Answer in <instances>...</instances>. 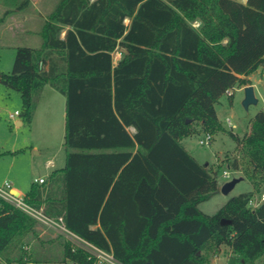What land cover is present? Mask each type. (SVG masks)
<instances>
[{"label": "trees", "instance_id": "obj_1", "mask_svg": "<svg viewBox=\"0 0 264 264\" xmlns=\"http://www.w3.org/2000/svg\"><path fill=\"white\" fill-rule=\"evenodd\" d=\"M40 34L0 81L28 121L45 85L64 94L66 155L25 201L121 264H207L222 245L239 264H264V201L249 205L264 182V110L244 134L230 131L253 189L212 214L199 204L219 190L220 164L184 143L214 135L220 97L264 64V0H59ZM41 223L0 195V264H26ZM59 237L64 261L97 264Z\"/></svg>", "mask_w": 264, "mask_h": 264}, {"label": "rangeland", "instance_id": "obj_2", "mask_svg": "<svg viewBox=\"0 0 264 264\" xmlns=\"http://www.w3.org/2000/svg\"><path fill=\"white\" fill-rule=\"evenodd\" d=\"M24 1L0 0V5L6 4L14 7L16 4L20 6ZM58 1L37 0L35 5L21 7L25 12L31 14L24 27L29 32H32L31 30L34 32L35 28L39 30L44 23L45 15L51 11H49V6L48 8L45 7L47 6L46 3L50 2V9L53 10ZM6 14L0 10V75L10 72L13 68L15 59L13 44L22 43L20 45H25L30 43L37 46L42 44L40 33L32 32L30 36H27L26 32L23 33L24 29L21 30L16 27L12 29V27L6 26L7 22L3 23L2 21ZM195 25H198V22ZM120 55L119 51L116 52L115 58H119ZM257 78H261V80L254 88L258 99L256 103H251L245 107L243 104L245 91L244 88L238 86L234 88L233 96L230 97L228 93H224L220 97L216 103V110L222 127L214 133L210 144L201 145L199 143L200 138H205L204 132L194 133L184 139L187 148L201 163L208 162L209 165L214 166L220 164L218 178L220 187L224 182L230 180V178L223 176L224 168L230 165L233 158H241L243 172L237 177L242 176L243 178L228 193H223L219 189L208 201L202 203V209L210 214L218 210L231 197L253 189L251 178L244 174L245 169L251 170L252 165L241 156L237 142L230 131L239 135L244 134L249 129L250 121L256 113L264 110V75L258 73L256 74ZM43 90V94L39 98L40 105L37 117L34 120V114L30 121L24 119L22 114L12 118L10 114L14 113L16 109L22 112L23 102L17 91L7 88L0 81V186L4 188H6L5 182L8 181L27 193L35 176H48L54 168L62 167L65 163V96L50 85H46ZM21 117L23 124L20 125L16 123V118ZM228 118L235 125L234 128L229 125ZM128 129L133 133L134 130L131 127ZM49 159L54 162L52 166L49 165ZM12 192L19 195L14 192V189ZM262 192H264V182L255 195H260ZM38 230L40 232L39 237L33 239L24 251L26 263L70 264L71 261L63 260V247L59 237V234L65 237L66 235L45 223H41ZM238 259V255L233 253L229 246L222 245L218 253L211 252L207 264H239ZM111 260L108 255L103 254L100 257V264H111ZM1 264L6 263L1 262Z\"/></svg>", "mask_w": 264, "mask_h": 264}, {"label": "built area", "instance_id": "obj_3", "mask_svg": "<svg viewBox=\"0 0 264 264\" xmlns=\"http://www.w3.org/2000/svg\"><path fill=\"white\" fill-rule=\"evenodd\" d=\"M233 91V89L229 90L228 93L231 94ZM20 112L17 110L14 113H12L10 116L14 117L15 115H18ZM228 122L229 125L231 126V128H234L235 125L231 122V119L228 118ZM135 132V128L131 127ZM213 139V135L210 133H206L205 134V138H200L199 139V143L201 145L204 144H210L211 140ZM242 168H232L230 165H227L226 168H224L223 170V176L226 178H230L231 177H237L238 175H242ZM235 175V176H234ZM46 180L45 177H36L34 179L35 183H39L42 184L44 183ZM6 188L0 186V195L2 197H4L5 199L11 201L12 203H14L16 206L24 209L25 211L29 212L30 214H32L34 217H36L38 220H40L42 223H45L53 228L58 229L59 231H61L62 233H64V235H66V238L68 237V239H71V241L73 240V242L77 245H81L86 247L88 250L92 251L96 257H97V264H100V257L103 254L108 255L112 260H111V264H121L119 261H117L114 256L110 253L104 252L103 250L97 248L96 246L92 245L91 243L87 242L86 240L82 239L81 237H79L78 235L74 234L73 232H71L70 230H68L62 220V217H60L58 220L47 217L46 215L43 214L41 209H35L33 208L31 205H29L26 201H25V197L24 195H15L12 190V184L10 182H5ZM264 201V192H262L260 195H253L250 199H249V205L253 208L259 206V204L261 202ZM102 253V255H101ZM26 264H33V262H27ZM70 264H79V263H75V262H70Z\"/></svg>", "mask_w": 264, "mask_h": 264}, {"label": "crops", "instance_id": "obj_4", "mask_svg": "<svg viewBox=\"0 0 264 264\" xmlns=\"http://www.w3.org/2000/svg\"><path fill=\"white\" fill-rule=\"evenodd\" d=\"M16 1V0H15ZM47 2V1H46ZM45 2V3H46ZM31 3H32V5H35V4H37V0H32L31 1ZM19 5V4H18ZM46 5L47 6H45V4H44V6L46 7V8H48V6H49V11L50 10H52V8L50 9V7H51V3L50 2H48V3H46ZM0 10L1 11H3L4 12V14H6L4 17H3V19H2V21H3V23H5V22H7L6 23V26H8L9 28H11L12 27V29H14L15 27L16 28H18V29H24V31H23V33H25L27 36H30L31 34H32V32H33V30H31L32 32H29V30L28 29H26L24 26H25V23H27V20L31 17L30 15L31 14H29V13H27V12H25L22 8H20V6H17V4L14 6V7H10V6H7L6 4H3V5H0ZM46 16V15H45ZM44 18H46V17H44ZM6 20V21H5ZM31 22V21H30ZM34 28V27H33ZM41 28L42 27H40V29L38 30V29H34V32L33 33H40V31H41ZM19 32V31H18ZM28 33V34H27ZM64 33L65 32H63L62 33V36H64ZM41 35V34H40ZM20 44H22V43H15V44H13V50L15 51V53H16V47L17 46H19ZM25 45H27V46H33V47H39V46H41V45H31L30 43H28V44H25ZM116 52H118V51H116ZM116 52H114V63L116 64L117 62H118V60L120 59V57H121V55H120V57L118 58V57H116L115 58V53ZM118 58V59H117ZM258 73H260L261 75H264V64H262L255 72H253L252 74H250L249 76H248V78L250 79V81H251V83H249L248 85H252L254 88L256 87V84L258 83V82H260V80H261V78H257L256 79V74H258ZM2 75V74H1ZM0 75V76H1ZM48 85V84H47ZM46 86V85H45ZM50 87H52V86H50ZM245 86H241L240 88H244ZM53 88V87H52ZM53 89H55V88H53ZM255 90V89H254ZM44 91V90H43ZM41 94H43V92L41 93ZM42 96V95H41ZM40 96V97H41ZM65 101H66V98H65ZM39 105H40V100H39V103H38V105L36 106V109H35V113H34V117H33V120L37 117V113H38V107H39ZM65 108H66V106H65ZM19 111V109H16L15 111ZM20 113V115H21V111H19ZM12 114V113H11ZM10 114V115H11ZM18 114V115H19ZM16 116V115H15ZM14 116V117H15ZM11 117V116H10ZM14 117H12V118H14ZM16 123L17 124H23V118L21 117V118H16ZM249 126H250V124H249ZM249 130V129H248ZM247 130V131H248ZM36 153H37V150L35 151ZM50 163H49V165H53L54 164V162H53V160L52 159H49L48 160ZM48 167V166H47ZM41 177L43 176V177H45V178H47L48 176L47 175H40ZM39 176V177H40ZM36 178V176L34 177V179ZM34 179H33V183H34ZM8 182V181H7ZM32 183V184H33ZM32 184H31V186H32ZM31 186L29 187V189L31 188ZM220 187V186H219ZM12 188L14 189V191H15V193H17V194H20V195H26V192L25 191H23L22 189H20V187H18V186H16V185H14V183H12ZM210 199V198H209ZM209 199H207V200H205V201H203V202H206V201H208ZM203 202H201L200 204H199V208L202 210V211H204L203 209H202V207H201V205H202V203ZM204 212H206V211H204ZM206 213H208V212H206ZM210 214V213H209ZM32 242V241H31ZM3 263H5V262H3Z\"/></svg>", "mask_w": 264, "mask_h": 264}, {"label": "water", "instance_id": "obj_5", "mask_svg": "<svg viewBox=\"0 0 264 264\" xmlns=\"http://www.w3.org/2000/svg\"><path fill=\"white\" fill-rule=\"evenodd\" d=\"M244 91H245V97L243 100V104L245 107H248L249 104L256 103L258 101L255 95L254 87L252 85H246L244 87ZM242 178H243L242 176L234 177L231 180L224 182V184L219 189L223 193H228L236 185V183L240 181ZM222 222L226 223L227 221L223 220Z\"/></svg>", "mask_w": 264, "mask_h": 264}, {"label": "bare ground", "instance_id": "obj_6", "mask_svg": "<svg viewBox=\"0 0 264 264\" xmlns=\"http://www.w3.org/2000/svg\"><path fill=\"white\" fill-rule=\"evenodd\" d=\"M15 192V191H14ZM17 194V193H16Z\"/></svg>", "mask_w": 264, "mask_h": 264}]
</instances>
